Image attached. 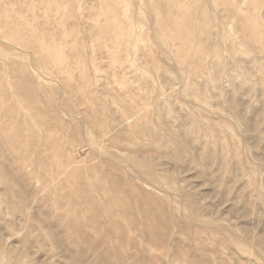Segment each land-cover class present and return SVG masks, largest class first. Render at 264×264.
Instances as JSON below:
<instances>
[{
    "label": "rangeland",
    "instance_id": "1",
    "mask_svg": "<svg viewBox=\"0 0 264 264\" xmlns=\"http://www.w3.org/2000/svg\"><path fill=\"white\" fill-rule=\"evenodd\" d=\"M0 264H264V0H0Z\"/></svg>",
    "mask_w": 264,
    "mask_h": 264
}]
</instances>
